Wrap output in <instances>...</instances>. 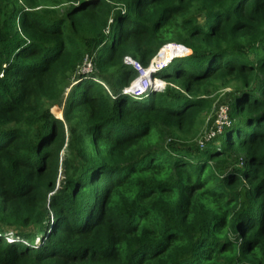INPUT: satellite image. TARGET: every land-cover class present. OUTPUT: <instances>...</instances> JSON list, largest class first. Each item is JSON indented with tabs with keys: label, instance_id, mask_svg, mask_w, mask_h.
I'll return each mask as SVG.
<instances>
[{
	"label": "trees",
	"instance_id": "trees-1",
	"mask_svg": "<svg viewBox=\"0 0 264 264\" xmlns=\"http://www.w3.org/2000/svg\"><path fill=\"white\" fill-rule=\"evenodd\" d=\"M0 264H264V0H0Z\"/></svg>",
	"mask_w": 264,
	"mask_h": 264
},
{
	"label": "built area",
	"instance_id": "built-area-1",
	"mask_svg": "<svg viewBox=\"0 0 264 264\" xmlns=\"http://www.w3.org/2000/svg\"><path fill=\"white\" fill-rule=\"evenodd\" d=\"M191 54L192 51L186 45L179 42H167L161 47L159 52L152 58L147 66L129 54L125 55L123 57L124 65L133 68L137 72V76L128 86L122 89V93L130 95L135 99H145L149 97L152 92H163L169 85L175 86L162 77H156L155 73L168 67L175 58L186 57ZM93 71V57L87 55L83 64L79 67L77 74H90ZM99 82L105 85L110 95L115 97L114 93L103 81L99 80ZM231 124L230 105L228 103L220 104L217 108V120L215 125V127H217L209 133L204 132L203 137L198 139V143L200 146H203L206 141L215 138L217 134L223 133ZM9 240H11V238H9Z\"/></svg>",
	"mask_w": 264,
	"mask_h": 264
},
{
	"label": "rangeland",
	"instance_id": "rangeland-1",
	"mask_svg": "<svg viewBox=\"0 0 264 264\" xmlns=\"http://www.w3.org/2000/svg\"><path fill=\"white\" fill-rule=\"evenodd\" d=\"M176 87V86H175ZM235 87L222 88L211 86L208 89L207 97H209L213 102L212 110L209 113L203 114L204 119V131L205 133H209L213 131L216 127L217 120V108L220 104H229V100L231 99V95L233 94ZM57 106L52 108V111L57 114ZM226 129L223 133L217 134L215 137V141H221L225 135ZM148 140L153 143H157L159 138L157 136L156 130H154L149 136ZM199 142V141H198Z\"/></svg>",
	"mask_w": 264,
	"mask_h": 264
},
{
	"label": "water",
	"instance_id": "water-1",
	"mask_svg": "<svg viewBox=\"0 0 264 264\" xmlns=\"http://www.w3.org/2000/svg\"><path fill=\"white\" fill-rule=\"evenodd\" d=\"M62 111V110H61ZM57 115V114H56ZM57 117H59V118H63V112L61 113V116H58L57 115Z\"/></svg>",
	"mask_w": 264,
	"mask_h": 264
}]
</instances>
